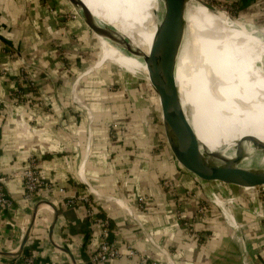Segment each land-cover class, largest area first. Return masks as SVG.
Returning a JSON list of instances; mask_svg holds the SVG:
<instances>
[{"label": "crops", "instance_id": "1", "mask_svg": "<svg viewBox=\"0 0 264 264\" xmlns=\"http://www.w3.org/2000/svg\"><path fill=\"white\" fill-rule=\"evenodd\" d=\"M47 1L67 11L64 0H0V174L11 177L6 193L12 201L11 208L0 207V264H23L30 255L35 264H95L100 230L84 205L65 204L60 189L71 196L90 194L111 220L117 245L130 244L162 264H264V220L255 216L260 200L213 191L185 175L152 124L153 136L141 125L124 128L126 99L109 78L116 68L96 64L98 74L86 76L94 43L74 21L68 30L61 22L58 27ZM238 6L236 15L264 24V0ZM23 67L34 87L21 82ZM32 155L54 187L27 201L19 175ZM166 179L190 195L173 197L162 187ZM200 203L209 204L203 217ZM104 264L138 263L123 258Z\"/></svg>", "mask_w": 264, "mask_h": 264}, {"label": "bare ground", "instance_id": "2", "mask_svg": "<svg viewBox=\"0 0 264 264\" xmlns=\"http://www.w3.org/2000/svg\"><path fill=\"white\" fill-rule=\"evenodd\" d=\"M83 1L98 21L92 23L95 34L109 25L117 32L124 48L137 55L141 48L145 50V59L167 51L180 55L182 63L177 80L180 98L190 121L202 136L201 141L212 145L208 153L193 151L194 165L227 171L229 165L211 152L217 151L232 159L238 151L245 159V168L264 169L262 34L252 27H245L248 30L245 34L238 25L226 21V25L222 24L221 17L211 16L205 8L191 1L189 28H193L198 15L208 21L203 27V39L197 37L196 52L192 53L189 52L190 42L196 32L191 29V37L190 32L184 34L179 25L164 14L159 0ZM192 13L197 16L193 17ZM100 56L101 60H112L123 68L146 69L142 60L126 56L106 40ZM139 56L141 58V52ZM188 59L195 61L189 66ZM227 172L238 174L234 168Z\"/></svg>", "mask_w": 264, "mask_h": 264}, {"label": "water", "instance_id": "3", "mask_svg": "<svg viewBox=\"0 0 264 264\" xmlns=\"http://www.w3.org/2000/svg\"><path fill=\"white\" fill-rule=\"evenodd\" d=\"M191 1H194L197 6L205 8L211 16L221 17L223 19L221 21L223 22L220 23L222 24H225L224 22L226 21L228 24L238 25V27L243 28L242 31L245 34H248L246 28L252 27L255 32L264 36V24L247 21L240 16L230 15L206 1L159 0L158 4L163 9L164 14L174 20L183 30L184 34L190 32L191 37L193 34L192 30L196 32L192 36L189 52H196L194 47L197 46L199 41L198 38L201 40L203 39V27L208 22L203 16H197L192 13L193 17L197 16L198 18H195L196 20L194 19L192 30L189 28L191 25L189 26L188 10ZM64 2L66 5V12L75 22L77 28L88 39L95 42L99 47H101V39L106 40L121 50L126 56L135 57L145 63V70L140 68L134 73L128 72L125 69L124 71L130 75L131 79L137 85L148 88L161 104L163 128L167 144L175 164L185 175L193 178L203 187L213 191L244 196L254 200H264V169L257 167L245 168V159L238 151L232 159L226 158L220 152H211L213 156L221 159L230 166L226 168L227 171L234 168V170L238 172L236 175H232L227 171H218L214 168H204L192 163L191 155L193 151L208 153L212 145H208L201 141L202 136L200 132L190 121L189 115L184 109L177 87L179 67L182 63L180 55L177 52H160L155 53L156 55L152 57L141 59L139 55L127 50L121 45L118 40L117 32L109 25L108 28H105L98 34L94 33L92 30V23L98 21L83 0H64ZM187 58H189V56ZM194 61L191 62L189 60L187 64L190 66ZM22 62L25 64L23 60ZM44 203L45 201L37 203L34 209L35 212H37L39 207ZM35 220L36 215L32 218L31 227L35 223ZM26 240L27 235L23 241V246ZM19 254L20 252L17 255Z\"/></svg>", "mask_w": 264, "mask_h": 264}, {"label": "built area", "instance_id": "4", "mask_svg": "<svg viewBox=\"0 0 264 264\" xmlns=\"http://www.w3.org/2000/svg\"><path fill=\"white\" fill-rule=\"evenodd\" d=\"M241 1L242 0L225 1L226 3H222L218 5V7L220 9H224L227 12L234 11V13L236 14L235 11L238 7V4ZM56 18L57 19L55 21L61 20L60 17L59 18L56 17ZM48 30L50 31L52 35L55 33L53 32L54 30H52V27H49ZM3 70L4 69L1 67V59H0V73L1 74L4 73ZM20 74H21V82L27 83L31 87H34L35 81L33 80L28 69L23 67ZM17 94L19 95L20 99H22L23 93L19 91L17 92ZM87 115H88L89 120L92 121L93 117H92L91 112H87ZM112 129L113 130L118 129V125L113 124ZM19 176L24 185L25 199L27 201H32L35 197H41L43 194L45 193L47 194L53 190L52 188L54 186L52 185V182L49 183V181L47 180L45 171L41 168L38 158L34 155L29 157L24 171L20 173ZM10 178L11 177H6L0 174V207H7V208L12 207V201L9 199L6 193V187L11 180ZM162 187L166 189L173 197L177 199L179 198V195L181 193L190 195L189 191H182L179 185L173 184L171 180H168V179L162 182ZM59 193H61L64 196V200H66L65 204L68 206H74V205H80V204L84 205L87 209V215L89 217V220L91 221V224L100 230L101 243H100L98 250L92 255V261L95 264H104L108 261L118 260V259H123V258L137 260L138 264H162L161 262L155 260L150 255L140 252L139 250H137L134 246L130 244L124 247L117 245L115 240H112V234L114 231L112 229L111 220L107 216L106 217L103 216L102 211L89 198L90 194L71 196V195H66V192L64 191V189H60ZM228 199H230L231 202L234 203V198L228 197ZM208 200H209L208 201L209 203L216 204L210 198H208ZM139 201H140V204L143 203L142 198L139 199ZM208 208H209V204L200 203L199 209H198V216L199 217L205 216ZM257 210L258 208L255 211L256 215H257L256 213ZM257 216H259L260 219L264 220V213H261V214L259 213V215ZM230 221L233 226L237 228L240 227V225L236 223L233 217L230 219ZM13 264H17V261H15ZM23 264H35V256L30 255V256L24 257Z\"/></svg>", "mask_w": 264, "mask_h": 264}, {"label": "rangeland", "instance_id": "5", "mask_svg": "<svg viewBox=\"0 0 264 264\" xmlns=\"http://www.w3.org/2000/svg\"><path fill=\"white\" fill-rule=\"evenodd\" d=\"M203 1H206L207 3L213 5L217 8H219L218 5H220L222 3H226V2H212L210 0H203ZM49 3H48V1L46 2L47 9L55 17H58V18L60 17V19H61V20L56 21L57 26L59 25V22H61V24L64 23V28H66V30H68V26L71 25V22H73V20L68 15V13L65 11L64 6H62V8H57V7L53 6L51 2H49ZM57 9H59L61 11H59ZM221 10L225 11L224 9H221ZM225 12H227V11H225ZM227 13H229L230 15L239 17V15H236L237 13L235 14L234 11H228ZM58 27H61V26H58ZM77 41L79 42L80 40H76L77 44H80V45L83 44V43H78ZM92 43H94L93 46L88 45L92 49L90 51H87V54H88V58L92 57L94 59L92 61H91V59H90V61H88L90 69L88 71H86L85 75L86 76L95 75V72H97L96 74H98L100 68H98L97 66H96L97 67L96 68L95 67L96 64L102 65L103 63L108 62L110 65H112L114 68H116V71H117L116 73H118V74H116L114 76L110 75L109 78L111 80V83L114 85L113 87L115 89H117V91L119 92V95H123L122 97L126 99L125 102L127 104V107H125V110L128 111L127 112L128 114H130V112L132 111L133 116L136 115L138 119H141L144 132H146L150 136H153V135H151L152 133L149 132L150 131L149 130L150 125L152 124L153 129H155L156 138L165 141L163 143L160 141V143L162 144V146H164L163 148L169 152L170 148H169V146H167L168 144H167V140H166V136H165V132H164V128H163L160 103L157 101V98L153 95V93L148 88L137 85L131 79L130 75H128L124 71V69H125L128 72L134 73L135 71L139 70L140 68L135 67V66H131V67L129 66L127 68H123L120 65L114 63L112 60H109V59L101 60V58H100L101 57L100 56L101 55V47H99L97 44H95V42H92ZM103 44H105V40L101 39V46ZM59 45H60V47L63 46V44H61V43H59ZM77 46H78V48L80 47L79 45H77ZM79 50H77V52H76L78 57H80ZM138 51H139V55L141 52V59L145 58V56L147 55L145 53V50H143L141 48ZM134 59L139 60L137 58H134ZM25 68L28 69L27 67H25ZM107 68H108V64H105L104 70L105 69L107 70ZM28 71H29V69H28ZM83 76H84V74H83ZM81 77L82 76H80L79 79ZM120 79H121V81H120ZM110 90H111V87H110ZM129 102L131 105L128 104ZM92 117H93V115H92ZM130 119H131V117H129V118L127 117L125 119L124 128L129 129L133 125V123ZM91 134H92V128L89 131V136H91ZM163 136H164V138H163ZM150 145L154 146V143H150ZM168 180H171V182L175 185H179V183L173 179H168ZM259 204H260V206L258 207V210L256 212L257 215H259V213L260 214L263 213V210H264L262 201H260ZM257 215H255L256 218H259V216H257Z\"/></svg>", "mask_w": 264, "mask_h": 264}, {"label": "trees", "instance_id": "6", "mask_svg": "<svg viewBox=\"0 0 264 264\" xmlns=\"http://www.w3.org/2000/svg\"><path fill=\"white\" fill-rule=\"evenodd\" d=\"M129 111H130V110H129ZM127 112H128V111L126 110V111H125V116L128 117V118L131 117L130 120L132 121L133 124H135V126H137V127H139L140 125L143 126V125H142V121H141V119H138L136 115L133 116V112H132V111L130 112V114H128ZM161 142L163 143V142H165V141L161 140Z\"/></svg>", "mask_w": 264, "mask_h": 264}]
</instances>
